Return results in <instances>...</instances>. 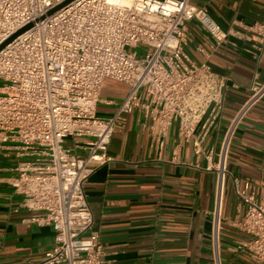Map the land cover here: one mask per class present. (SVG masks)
<instances>
[{"label":"built area","instance_id":"1","mask_svg":"<svg viewBox=\"0 0 264 264\" xmlns=\"http://www.w3.org/2000/svg\"><path fill=\"white\" fill-rule=\"evenodd\" d=\"M65 1L0 0V46L29 26L0 49V153L15 158L12 186L22 198L20 207L41 212V219L31 221L53 232L51 248L36 264H102L82 185L110 161L107 148L118 118L135 110L155 126L159 146L176 123L179 140H192L193 154L214 171L211 241L217 264L228 148L243 118L264 98V79L250 83L217 151L202 152L228 86L207 61L195 63L184 52L187 25L193 22L208 37L210 51L228 33L189 0H71L55 10ZM246 31L264 54V17ZM105 81L123 84L126 91L113 114L101 118L96 105ZM230 177L243 208L234 223L243 239L231 252L264 264V199L249 182Z\"/></svg>","mask_w":264,"mask_h":264},{"label":"crops","instance_id":"2","mask_svg":"<svg viewBox=\"0 0 264 264\" xmlns=\"http://www.w3.org/2000/svg\"><path fill=\"white\" fill-rule=\"evenodd\" d=\"M204 7L227 34L216 50L198 27L187 25L183 50L195 63L207 61L226 78L228 89L219 118L209 128L202 152H216L225 126L248 94L253 80L264 79V54L259 55L246 28L264 17V0H189ZM233 31L237 34L233 35ZM208 55L204 59V55ZM126 86L103 83L96 114L110 117ZM111 136L110 161L96 168L83 183L92 217V231L102 246V264H216L211 241L215 173L195 156L192 140L184 143L172 123L159 146L156 128L138 111L122 115ZM200 131V124L193 136ZM15 158L0 153V264H36L52 246L53 232L41 212L20 207L14 193ZM225 186L219 213L217 264H254L247 255L231 252L243 239L234 228L243 208L234 197L231 177L247 181L264 199V98L237 127L226 158Z\"/></svg>","mask_w":264,"mask_h":264},{"label":"water","instance_id":"3","mask_svg":"<svg viewBox=\"0 0 264 264\" xmlns=\"http://www.w3.org/2000/svg\"><path fill=\"white\" fill-rule=\"evenodd\" d=\"M70 1H71V0H66L63 4H61V5H59L58 7H56L55 10L58 9V8H60L61 6L65 5V4H67V3L70 2ZM28 27H29V26H26L25 28L19 30V31L16 32L14 35H12L8 40H6V41L0 46V49H1L4 45H6L9 41H11L15 36L19 35V34L22 33L24 30H26Z\"/></svg>","mask_w":264,"mask_h":264},{"label":"rangeland","instance_id":"4","mask_svg":"<svg viewBox=\"0 0 264 264\" xmlns=\"http://www.w3.org/2000/svg\"><path fill=\"white\" fill-rule=\"evenodd\" d=\"M140 50H142V48H138L137 50H136V52L139 54L141 51ZM0 85H2V82L0 81Z\"/></svg>","mask_w":264,"mask_h":264}]
</instances>
